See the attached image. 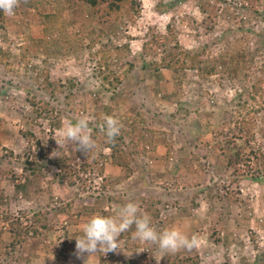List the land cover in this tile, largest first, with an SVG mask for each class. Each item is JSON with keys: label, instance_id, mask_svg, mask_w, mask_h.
<instances>
[{"label": "rangeland", "instance_id": "374dc122", "mask_svg": "<svg viewBox=\"0 0 264 264\" xmlns=\"http://www.w3.org/2000/svg\"><path fill=\"white\" fill-rule=\"evenodd\" d=\"M238 2L219 4L210 30L202 25L196 0H138V13L131 19L119 16L111 21L95 18L76 2L64 11L68 53L49 44L47 54L25 58L23 45L42 37L39 15L54 11L64 0H45L34 8L19 3L12 16L1 10L0 51L8 58L0 60V239H11L12 218L28 225L33 213L41 211L46 223L37 235L9 248L6 264H94L98 252L78 256L76 239L69 243L70 234L82 232L94 215L115 216L129 201L141 207V198L157 200L158 219L152 226L158 232L176 228L194 240L190 249L162 257L148 243L147 264H165L169 256L196 257L197 264H264V174L250 175L256 167L250 152L264 154V91L253 94L254 100L248 95L255 80L264 81V18ZM167 25L173 39L154 53L144 51L151 36L157 42L167 36ZM242 36V53L225 51L227 42ZM177 47L203 50L216 59L214 71L203 78L191 69L179 77L164 68L151 71L152 62L175 57ZM106 49L111 53L105 67L100 56ZM109 72L120 77L114 87L107 83L111 76L102 78ZM31 94L58 112V127L33 119L25 101ZM247 111L254 124L241 158L249 157L233 167L222 142L230 134L239 138L236 124ZM82 116L91 121L90 129L106 116L115 117L122 130L132 128L150 144L142 153L137 149L123 167L110 162V150L103 147L102 172L87 170L75 144L62 142L59 136L66 121ZM23 132L38 138L48 156L70 158L77 177L71 174L59 184L53 165L43 175L23 172V153H35L33 137L25 138ZM122 136L120 148L133 151ZM27 175L39 190L30 198L15 193L12 186L13 180ZM4 215L8 220L2 219ZM119 244L112 254L120 261L142 253L132 239L119 237ZM57 253L59 263L54 260Z\"/></svg>", "mask_w": 264, "mask_h": 264}, {"label": "trees", "instance_id": "16d2710c", "mask_svg": "<svg viewBox=\"0 0 264 264\" xmlns=\"http://www.w3.org/2000/svg\"><path fill=\"white\" fill-rule=\"evenodd\" d=\"M45 0H20V4L26 8H34L39 4L43 3ZM76 2H82L87 9L90 11L91 15L95 18H99L103 21H111L113 19L118 18L119 16H125L128 19H131L134 14L138 13L139 3L138 0H64V3L58 7H55L52 12H45L39 15V27L41 30L42 37L39 40H36L32 43H25L22 48V58L27 57L28 55H36L37 53H45L47 54V49L49 44H58L63 50V53H68L69 43L66 40V36L64 34V24L65 17L64 11L67 7L73 5ZM197 7L199 12L203 15L202 25L207 30L212 29L214 26L216 13L219 4L224 3V0H196ZM240 4L247 7L249 10L253 11L256 15H259L261 19L264 18V0H239ZM1 14V10H0ZM167 36H161L160 41H156L157 37L151 36V39L147 43V47H145L144 51L147 53H154L157 49V46H164L169 43L173 39L172 28L169 25L166 26ZM241 30L244 31L242 35L245 34V28L241 27ZM169 35V37H168ZM155 37V38H154ZM245 44V36L238 38L236 40H232L226 43V52H243ZM111 50H115L117 52L118 48H112ZM226 52L219 53V58L222 60L226 56ZM110 50H102L101 52V64L106 67V60L110 56ZM227 53V54H228ZM8 58V54L0 51V60H6ZM228 65H230L229 60ZM216 59L208 58L204 55V51L192 52L188 51L184 48L177 47L176 56L175 57H162L159 62H152L151 71L157 70L159 68H164L170 71L174 77H179L184 75L185 69H191L196 72V74L203 78L204 76L212 73L215 68ZM99 64V67L101 66ZM144 68V65H141ZM129 67H131L129 65ZM110 75L106 74L102 76L104 80H107L108 76H111L109 80H107L108 84L114 87L117 83L120 82V77L118 74H113L109 72ZM43 77L46 79V76L43 73ZM262 83V84H261ZM263 86V87H262ZM251 94H248L250 99L254 100L253 94H262L264 91V81L257 79L253 82ZM25 101L30 107V111L32 113L33 119H43L48 122L50 127H58L60 119L58 117V112L54 110V108L49 104V102L38 99L35 95L31 94L25 98ZM261 103H264L262 101ZM263 105V104H262ZM253 109V108H252ZM258 109V108H257ZM255 110V109H253ZM254 112V111H253ZM249 112H245V114L239 117V121L236 124V131L240 134L239 138H236L233 134H230L228 138H226L222 142V148L227 149L228 158L227 163L230 166H235L240 162L248 161L247 159L242 160V155L245 152V147L249 139L252 138L251 128L253 127V116L247 115ZM99 125V124H98ZM100 126V125H99ZM99 126H94L91 128L92 138L96 142L97 147L93 149L91 152L86 153L77 149V145H75V153L78 157L81 158V165L83 168L87 170H95L96 172H102V160L106 158L103 156L102 148L107 147L110 150L109 159L114 165L123 167L126 166L132 154L139 152H144V146L146 144H150V139L145 138L143 134H133L132 128L129 130H122L120 135L115 138L114 143L108 144L106 143V137L104 133L100 131ZM25 138L33 137V147L35 148V153L33 155H28V153H23V157L21 160V170L27 172L28 175L37 176L43 175V170L47 169L48 165H53L58 169L55 173L56 180L59 184L62 183L63 178H70L71 174L74 172V168L69 164L70 158L67 157H50L48 156V152L46 153L44 145L41 141L34 137L31 132H23L22 133ZM126 135L128 142L135 148L133 151L127 152L120 148V143L122 142L123 136ZM135 137L137 139L135 140ZM239 140V143L236 141ZM234 143V147H230V143ZM250 156H252V161L256 165L255 172L250 174L251 176L264 174L261 172L264 170V154L262 152H250ZM3 157V155H1ZM0 157V162L1 158ZM260 160V162H258ZM23 177L22 180H13L12 186L13 191L15 193L20 194L24 198H30L31 193L39 192L36 186H33V182L29 176ZM77 177L75 174H72ZM12 180V179H11ZM69 183H73V180L68 181ZM50 182H48L49 184ZM142 205L140 207L141 214H147L151 218V225H153L158 219V208L156 207L157 200L154 198H141ZM105 214V212L103 213ZM1 215V214H0ZM2 216V215H1ZM106 216V215H103ZM8 215H4L2 219L4 221L8 220ZM11 239L9 241H2L0 239V264L7 263V257L9 255V248L12 246H16L20 244L26 237L35 236L39 233V229H45V213L41 211H36L33 213V219L31 223L28 225H23L17 218H12L8 220ZM135 230L133 226L129 231L122 233L121 238L132 239L135 241V246L142 249L141 255L137 257H127L120 261L118 258H114L112 252H108L103 254L102 252L97 253V259L94 264H147V256H148V243H142L137 239L132 238V234ZM82 232H75L70 234V244H72L76 238L80 237ZM25 261H29L28 257H25ZM56 263H59L60 253L55 254L54 258ZM165 264H197V258L191 256H169L165 260Z\"/></svg>", "mask_w": 264, "mask_h": 264}, {"label": "clouds", "instance_id": "9594fccd", "mask_svg": "<svg viewBox=\"0 0 264 264\" xmlns=\"http://www.w3.org/2000/svg\"><path fill=\"white\" fill-rule=\"evenodd\" d=\"M19 3L20 0H0V10L12 16ZM90 123L89 118L84 116L76 119L75 122L66 121L59 133L61 141L74 143L77 149L86 153L91 152L97 145L92 138ZM99 127L106 137V143L112 144L120 135L122 125L117 118L106 116ZM55 141L59 145L56 139ZM133 226L135 230L132 238L155 245L162 252L161 257L175 253L181 248L190 249L194 245V240L190 241L176 228L158 232L151 225V218L147 214L140 213L139 205L129 201L118 209L115 216L94 215L83 225L82 235L76 238L77 255L83 253L91 255L96 252L106 254L120 249L119 237Z\"/></svg>", "mask_w": 264, "mask_h": 264}, {"label": "crops", "instance_id": "0c3cea01", "mask_svg": "<svg viewBox=\"0 0 264 264\" xmlns=\"http://www.w3.org/2000/svg\"><path fill=\"white\" fill-rule=\"evenodd\" d=\"M114 172H115V170H114ZM135 249L137 250L138 248L136 247Z\"/></svg>", "mask_w": 264, "mask_h": 264}]
</instances>
